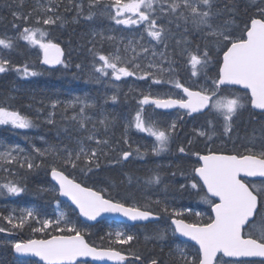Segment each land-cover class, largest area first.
Segmentation results:
<instances>
[{"label": "snow or ice", "instance_id": "6c2138e0", "mask_svg": "<svg viewBox=\"0 0 264 264\" xmlns=\"http://www.w3.org/2000/svg\"><path fill=\"white\" fill-rule=\"evenodd\" d=\"M249 3L256 9V13L239 31L236 30L239 26L235 20L237 13L235 0H227L223 7L218 6L219 0H87L86 15L83 0L80 3H74V0H67L66 3L65 0H47L46 4H38L37 8L26 15L21 12L12 13L13 17L23 20L25 24L32 19L33 12L37 14L34 26L23 27L14 38L0 37V49L16 51L17 42L24 41L27 47L39 49L42 54L39 63L47 65L52 70H55L56 65H62L65 69L69 67L62 59L64 51L60 44L48 38L49 34L43 27L54 25L58 21L63 23V17L58 14L62 5L65 11L75 8L77 16L73 18L74 21L80 16L92 20L99 11L101 16H106L115 25L135 29L132 38L124 44V55L121 54L119 47L123 37L117 42L115 36L99 33L102 41L106 39L109 42H116L115 51L101 54L89 49L93 52L94 60L93 71L87 81L96 84L107 82L116 87L117 91L119 87L112 84V81H121L124 77L151 81L149 91L140 92L141 98L137 100L139 107L134 116L126 119L123 125L122 139L129 150L120 151L119 159L110 158V152L116 149L110 147L109 139L97 138L96 122H93L92 130L87 129L86 122L91 120V117L85 112L95 105L87 98L79 96L63 102L65 111L79 106V112L74 114L71 120L79 125V130L88 133L86 137L76 140L78 148L69 149L55 145H49L44 149L35 145L32 147V152L38 157L52 156L62 165L48 166L51 178L58 185L59 195L67 197L79 210L81 217L95 221L102 214H119L129 221H145L150 217L159 220L163 213L171 218V224L175 226L172 229L173 236L178 233L198 245L193 254H188L186 249L179 245L176 246L175 254L180 264H264V146L259 150L245 147L243 151L237 150L227 154L214 151L210 146L205 155L191 152V155L198 157L200 166L192 169L190 186L197 191L200 200L211 208V215L206 222H200L202 214L199 212L195 213L196 222H186L185 219L179 218L183 213L171 208L165 201L151 202L160 206L159 212H155L151 204L141 205L131 196L118 199L110 194L106 195L108 189L94 188L77 182L75 177L69 178L64 171L68 167L73 170L79 168L81 173L87 175L94 169H100L105 160L108 163L120 164L129 161L133 155L142 159L148 153V148L145 147L143 152L140 146L134 150L131 148L128 134L133 128L153 138L151 153L158 156L169 150V145L180 127L179 122L185 117L195 119L196 116L207 115L208 128H194L193 131L195 137H204L207 141H212L216 135L218 121L223 129V135L231 139L234 123L241 111L250 107L264 114V0H249ZM19 4L23 6L24 0H19ZM221 17H226L222 23H214ZM165 19L167 25L175 24L177 29L183 27L185 34L190 31L200 34L204 42L203 49L197 43L193 50L188 47L191 41L187 35L183 40H176L178 55L184 58V67L190 69L191 75L187 82L180 78L177 61L173 55L167 53V41L174 34L163 22ZM13 27L18 25L14 24ZM145 34L150 41L164 44V52L157 53L154 47L151 49L152 57L159 55L161 58L159 62L153 59H149L147 64L139 62L141 54L150 51L144 43ZM165 63L167 67L164 66ZM80 67L81 65H76L77 69ZM8 71H15L21 78L43 74L35 67H30L27 62L17 65L0 54V73ZM152 85L170 87L168 91L154 93L151 90ZM172 89L178 91L173 92ZM110 99L115 102L117 95L113 94ZM60 104V101L53 100L51 107L55 109ZM145 106H154V109H175L176 119L168 124H161L155 113L146 114ZM52 115L49 114L46 123H55ZM98 123L107 133L114 121L103 116ZM0 126L28 130L37 127V124L30 115L13 108L6 100L0 102ZM261 131L264 133V126ZM25 139L28 137L25 136ZM85 139L89 142L95 141L97 147L89 150L85 147ZM254 139L255 137H252V140ZM193 143L194 140L189 139L188 147ZM188 147L181 145L179 153L188 155ZM105 148L109 150L106 151ZM13 164H18L20 168L26 166L30 172L45 166L43 159L36 163L35 158L25 154V149L19 145L0 146V171L15 176L9 167ZM248 178H259L260 183ZM147 183L160 184L159 174L154 173L148 178ZM185 187L183 184L180 185L182 190ZM25 190L18 180L8 179L7 176L0 182V195L6 193L18 196ZM51 191L56 192L57 188L53 187ZM129 199H132L131 203L128 202ZM3 219L13 229H23L28 225L33 234L43 235L44 238L8 242L19 256L38 258V262L42 264H88L87 260L80 259L88 257L93 261H113L114 264H131L129 256L135 261L141 259L135 252L125 254L115 248L90 245L84 237L86 229L70 221L63 211L57 213L55 220L41 219L40 214L34 209H27L26 215L19 218L10 214ZM30 221H35L39 226H31ZM5 231V228L0 227V232ZM167 235L168 230H162L154 238L164 241ZM108 236L110 242L122 245L129 244L135 239L134 235L122 229L110 231ZM113 236L114 241L111 240ZM223 257L233 259L224 260ZM23 264L30 262L25 260ZM151 264L158 262L153 259Z\"/></svg>", "mask_w": 264, "mask_h": 264}, {"label": "rangeland", "instance_id": "374dc122", "mask_svg": "<svg viewBox=\"0 0 264 264\" xmlns=\"http://www.w3.org/2000/svg\"><path fill=\"white\" fill-rule=\"evenodd\" d=\"M38 4H46L47 0H35ZM67 0H65V3ZM81 0H74V3H80ZM85 4V15L87 14V0L83 2ZM63 6V5H62ZM61 6V8H62ZM64 7V6H63ZM26 8L25 11L26 12ZM65 11V10H64ZM72 11V10H70ZM73 13L76 14V10L74 8ZM238 15V13H237ZM13 16V15H12ZM239 16V15H238ZM76 17V16H74ZM71 19V23H75V25H79V28L76 30H73L71 32L72 38L66 40L67 44V57L65 58V61L69 64V67L67 69L70 70L71 76L76 77L79 80L85 79V77L90 76V74L93 71V60L94 56L93 52H90L89 49H93L94 52H99L101 54H108L109 52L115 51V43L116 42H109L106 39L101 40V37L99 33L103 32L105 36L107 35H113L117 38V42L120 41L121 37H123V42L119 43V47L121 49V54L124 55L125 53L123 52L124 44L127 43V40L129 38H132L135 29L134 28H124V26H117L114 24V22L110 21L106 16H101L99 14V11H97V14L93 17L92 20H86L83 18V16L78 17L75 21L73 18ZM15 20V17H13ZM4 20L3 18H1ZM224 19L220 18L214 23H222ZM23 25L24 21L21 20ZM81 21V23H79ZM236 25L239 27L236 28L237 31L239 29H242L244 27V23L241 22H236ZM235 27V25H234ZM3 28V29H1ZM95 34V35H94ZM17 32H12L11 30L7 29L6 27L2 26L0 24V37H16ZM74 35V36H73ZM138 35V33H137ZM198 37L201 39L200 34H198ZM145 46L149 47L150 51L147 54H141V56L138 58L139 62L142 64H147L149 59L156 60L157 62L160 61L159 55L156 57H152L151 55V49L154 47L157 53L164 52V44H156L155 41H150V38H147L145 34ZM184 37L181 38H176L183 40ZM197 39V36H195ZM176 40H175V48L179 49L176 45ZM202 44L204 43L203 40L201 39ZM18 48L17 50L19 52H25L27 58L31 60L32 62H35L38 65V70L37 71H46V72H51L52 70H49L45 67L40 66L39 59L41 57V54L39 52L38 48H29L26 45H23V43L26 44L24 41H18ZM183 47V45H181ZM139 50V49H138ZM171 51H167L169 53ZM179 52V50H178ZM16 51H8V50H3L0 49V54L6 56L8 59H10L14 64H17L16 62L18 59L15 56ZM172 54V53H171ZM222 54V53H221ZM84 55V58H86L84 61H77L78 56ZM128 55H132L131 53H128ZM174 59H183L184 58L180 55H173ZM177 58V59H176ZM184 62V61H183ZM20 64V63H19ZM28 64H32L29 62ZM79 64L81 67L79 69L76 68V65ZM18 65V64H17ZM165 67H167V64H164ZM36 69V68H35ZM62 70H65V68L62 65H59L55 70L56 72L59 70V72ZM187 70L185 73H183L184 81H189L190 79V69H186L184 67V63L182 68H179V72L182 70ZM68 70V71H69ZM8 74L10 75V86L8 87V84L2 85V91L3 94L5 93L8 97H13L16 99H22V100H28L36 103L39 111H37L35 120L38 122L46 123V119L49 117V114L52 113V119H55V111H53V108L51 107V102L53 100H58L61 102L60 106L62 108V111L64 112V104L63 102L72 100L76 96H79L81 98H87L90 102H92L95 107L86 109L85 114L89 117H91V120L86 122L87 129L92 130L93 128V122H96V129L97 131L102 128V132L105 133L104 128L102 125L98 123V121L103 118V116H107L110 120L113 118L114 120H117L120 122V125L122 127L121 132L118 133V139L123 142L122 139V132H123V125L126 119H131L135 111L138 109L139 105L137 104V100L141 98L140 92H148L149 91V85L151 84V81H141L137 80L135 77H124L121 79V81H112V84L118 85L119 91H117L116 87H112L110 84L107 82H103L100 84H92L90 87H85L82 88L83 91H86L82 93L81 95H78L76 92L71 91V93H66L64 95V98L62 96V93H58L57 90L60 88L59 84L52 88V87H42V84L44 81H41L42 75H38L35 77H27V78H21L15 71H8L6 73H3L2 76H6ZM211 74V73H210ZM203 81V77H201V82ZM7 86V87H6ZM168 85H152L151 90L155 92H165L169 90ZM130 89H135V91H130ZM92 90V91H91ZM173 92H176L178 90L172 89ZM115 94L117 95V100L113 102L110 97ZM50 101V102H49ZM59 106V105H58ZM28 108H30L29 105H27ZM146 108V107H145ZM45 109V110H44ZM48 111H47V110ZM68 113H70V126L66 129V132L68 134H64L62 136H55L54 137V142H51L50 139L46 134L41 133L39 130H33L28 129V130H18L19 137L17 139L13 138L11 134V130L9 129L10 126H4L3 132L6 133L9 136L3 135L2 133L0 135V146H13V145H19L21 148L25 149V154H30L32 157L43 159L44 161L48 160L47 166L56 164L58 167H62L58 161L55 160L54 157L48 156L45 158L38 157L36 153L32 152V147L35 145L36 147H39L41 149H44L48 147L49 145H55L57 147H67L69 149H77L78 145L76 143L77 139L86 137L88 134L84 130H79V125L71 120V117L79 112V106H76L74 109L73 108H68L66 110ZM155 113L156 118L160 120L161 124H168L170 123L173 119H176L177 116V111L172 112L170 114H166V116H159L152 108L147 107L146 114L151 115ZM239 115L236 118V121L240 122L241 125H248V120L247 118H250V110L247 108L243 111H241ZM42 116V117H41ZM207 119L208 117L203 119L202 126L199 127H194L193 122L194 120L192 118L185 119L180 123V127L178 129L177 134L173 137L172 142L169 145V150L166 152L161 153L160 155H152L151 153V146L154 142L152 137L147 136L144 133H140L136 131L134 128L129 131V140L131 144V148L134 150L137 146H140L141 152L144 151L145 147L148 148V153L141 159L138 158L137 156L133 155L131 158L132 160H137L140 165H146V166H151L152 164H155L156 168H160V166L167 168V169H173L176 170L174 171L173 174L169 173L168 176H177L179 181L183 182L186 188L182 192L181 188H178L175 186V183L178 181H174V183L166 182V183H160L161 186L159 187V184H146V186L149 189L153 190V196L151 197H140L138 203L141 205L144 204H151V207L153 208H158V205L151 203L152 201L155 200H161L167 202L170 207H174L173 205L178 204L179 199L176 196H173L174 193L182 192L184 194L188 193H196L194 189L191 188L190 186V181L191 179L189 178L188 174H184V170L187 168H190L191 166V161H195L196 157L194 155H191V152L197 151L199 149V152H203L205 150V144L207 142H212L214 145V148L219 150L220 147L226 146L227 143H229L226 147L232 148L234 143L237 141H240L241 139L245 142L248 139L249 141L252 139V137H255V139L259 138L257 136H252L250 138H247V132L244 133H237V129L233 127L232 133H231V139H229L227 136L223 135V129L221 127L220 122L218 121L216 124V135L213 136L212 141H207L206 138L204 137H195V133L193 131L194 128L196 129H207L208 124H207ZM61 120V119H60ZM261 120H264V114L261 115ZM48 124V123H46ZM50 125V124H49ZM10 133V134H9ZM47 133V132H46ZM111 136H115L116 134L113 132L110 134ZM25 136L28 137V139H25ZM99 134L97 132V138ZM43 137V139H41ZM116 137V136H115ZM224 138V139H223ZM117 139V137H116ZM193 139V147H188V140ZM204 142V146L201 147L199 146L200 143ZM85 147L88 148L89 150L91 148H94L95 141H87L86 139L84 140ZM120 145L119 141L114 142L113 144L110 142V147L115 148L116 151H112L110 153H116L118 154L120 151L118 147ZM125 145V144H124ZM181 145H184L188 147V155L179 153L178 149ZM126 150L128 149V145H125ZM11 171L15 173V178L20 180L19 177V172L17 171V168L21 169L18 164H13L11 165ZM49 168V167H48ZM26 166H25V168ZM50 170V168H49ZM66 173L69 177L73 178L74 176H71V173H74V170L71 167L65 168ZM18 172V173H17ZM183 172V174L181 173ZM7 175V173L5 174ZM165 186H167V190H165ZM53 186L50 185V187H47L48 192L51 191ZM94 188H102L101 186L97 185L94 186ZM53 192V191H52ZM55 194V192H53ZM16 195H7L6 193L4 195H0V206L4 207L5 205L7 206L12 205L10 203L11 200H14L16 198ZM167 197H169L167 199ZM49 207L52 209V213L54 214V218L51 220H55L57 217V213L60 211H63L66 213L68 219L74 223L77 224L78 227L85 228L84 224H78L75 221V217L72 216L71 214L73 213L72 209L64 204L62 205L60 202L56 203H50ZM15 208V207H14ZM18 211H20L18 209ZM20 215L17 216L19 218ZM50 219V218H47ZM63 226V224H61ZM86 229V228H85ZM139 233H142L144 230L138 229ZM86 232V231H85ZM85 234V233H84ZM155 237V236H154ZM152 238L153 241L158 242L159 240ZM9 241H16L12 239H8L7 242ZM142 241H146L145 238H142ZM160 242V241H159ZM10 244V243H9ZM24 260H16V264H23Z\"/></svg>", "mask_w": 264, "mask_h": 264}, {"label": "trees", "instance_id": "16d2710c", "mask_svg": "<svg viewBox=\"0 0 264 264\" xmlns=\"http://www.w3.org/2000/svg\"><path fill=\"white\" fill-rule=\"evenodd\" d=\"M86 0H83L85 2ZM227 0H219L220 7H223L224 3H226ZM235 4L237 5V13L235 20L236 22H243L244 24L249 20V18L256 13V9L252 7L249 3V0H235ZM38 3L35 2V0H24L23 6H20L19 0H0V24L7 29L11 30L12 32H19L23 29L25 26H34V20L36 16V12H33L32 19L24 25L21 20H15L12 16L13 12H21L23 14H27L29 11H32L33 9L37 8ZM26 8V12L25 11ZM74 8H72V11H64V7L60 8L58 10V14H60L63 17V23L58 21L54 25L50 26H43L44 29L47 30L49 36L48 38H51L54 42L59 43L65 50H67V44L66 40L72 38L71 32L73 30H76L79 28V25H75V23H71V19L74 16H77V14L73 13ZM3 18L4 20H2ZM81 18V16H80ZM222 19H225L226 17H221ZM167 27L171 28L172 33L174 34L171 38L168 39V49L167 51H171L169 53H172V55H177L178 50L175 48V40L176 38L184 37L185 35L188 36V39L191 41V44L188 45L189 48L195 49L196 44L199 43L201 45V49H203V44L201 39L198 37L196 32L190 31L189 33L185 34L183 27L180 29H177L175 27V24L167 25V19L163 21ZM81 23V21H79ZM18 25V27H13V25ZM3 29V28H1ZM197 36V39L195 38ZM23 45H26L23 43ZM16 58L18 61L16 62L18 65H23L25 62L32 64H29L30 67H35L36 70H38V65L35 62H32L27 58L25 52H19L16 50L15 53ZM93 56V55H92ZM86 58H84V55L78 56L77 61H84ZM177 59V58H176ZM177 67L182 68L183 66V59H177ZM20 63V64H19ZM69 69H65L59 72V70L56 72V70H52L51 72L42 71V78L41 81H44L42 84V87H56L59 84V89L57 90L58 93H62V96L64 98V95L66 93L76 92L78 95H81L82 93L86 92L83 91L82 88L90 87L92 82H87L89 80L88 77H85L84 81L79 80L76 77L71 76V72ZM187 70H182L179 72L180 78L184 81L183 73H185ZM3 74H0V102L6 101L16 109L21 110L23 113L30 115L35 123L37 124V127L33 128V130H39L41 133L46 134L51 142H54L55 136H62L64 134H68L66 132V129L68 126H70V113L67 111H62L61 106H57V108L53 109L55 111V121L54 124H46L42 122H38L35 120L36 114H37V105L36 103L28 100H22V99H8L9 97L2 91V85L8 84L10 82V75L8 74L6 76H2ZM56 85V86H55ZM10 84H8V87ZM7 87V86H6ZM92 91V90H91ZM73 94V93H71ZM50 102V101H49ZM27 105L30 106V108L27 107ZM45 110V109H44ZM47 110V109H46ZM147 110V108H146ZM48 111V110H47ZM42 117V116H41ZM67 117V119L65 118ZM61 119V120H60ZM114 121L113 126L109 129L107 133L102 132V128L97 131L99 134V139L107 138L109 141L113 144L116 141L120 142V145L118 149L120 150H126V147L121 140L118 139V133L121 132L122 127L120 125V122L117 120L111 119ZM4 126H0V135L3 132ZM11 129V127H9ZM30 130V129H29ZM13 135H15L18 130L12 129L11 131ZM47 132V133H46ZM115 133L117 139L115 136H111V133ZM7 133V132H6ZM6 133L3 135L9 136ZM12 133L10 135H12ZM17 136V135H16ZM14 136V137H16ZM2 137V136H1ZM0 137V139H1ZM97 147V145L94 146V148ZM106 151H108V148H105ZM110 158L113 160L119 159V155L116 153H110ZM48 160L44 161V167L35 169L34 171H28L24 168H17V171L19 172L20 180L13 177L12 175H5L6 173L3 171H0V182H3L5 177L7 176L8 179H16L20 182V185L24 187L26 190L21 193L18 196L12 197L16 198L14 200H11L10 203L12 205H5L4 207L0 206V227H3L6 229V231H12L17 233L19 235V238L21 240H27L30 238H44L41 233L33 234L31 231V227L26 225L23 229H13L10 224L7 223L4 217L9 216L10 214L17 218L18 215H26L27 209H34L36 212L40 214L41 219H53L54 214L52 213L51 207H49L50 203H56L58 201L56 194H54L52 191L47 190V187H50V183L48 182ZM36 163H40L41 159L36 158ZM10 168L12 166H9ZM60 167V166H59ZM66 172V170L64 169ZM172 171L170 169L164 168L160 166V168H156L155 164H152L151 166L146 165H140V163L137 160L130 159L126 163H120V164H114V163H108L107 160L102 164L100 169H94L92 173H89L87 175L80 172L79 168L74 170V173H71V175L75 176L77 182H81L82 184H86L88 186H101L102 188L108 189V194L111 196L118 198V199H124L125 197L131 196L134 198L136 202L139 201L140 197L146 196L149 194H153V190L146 191V184L147 180L150 176H152L154 173H158L161 178V183L168 180V181H179L177 176L169 177V172ZM176 171V170H174ZM17 172V173H18ZM183 174V172H181ZM191 170L187 168L184 170V174H190ZM148 184V183H147ZM161 186V184H159ZM1 198V197H0ZM169 197H167L168 199ZM2 199V198H1ZM180 200H186V196L184 194L180 195ZM129 203L132 202V199H129ZM15 207V208H14ZM18 209L20 211H18ZM75 217V221L78 224H81L78 218L75 214H71ZM31 226L38 227L39 225L36 224L35 221H30ZM85 226V225H84ZM86 232L84 234L87 242L91 245H97L101 248H115L118 249L124 253H132L135 252L140 257L142 256V248H138V245L133 243L131 244H116L113 242H110V238L108 236V230L106 229L104 223L97 224L93 227L85 226ZM49 231H52V229H49ZM103 238V239H102ZM8 238L6 236L0 235V264H16L15 260L12 257V251L11 246L7 242ZM112 241L113 238L111 239ZM135 245V246H134ZM152 256H155L154 251H149ZM35 264V263H31ZM136 264V263H131Z\"/></svg>", "mask_w": 264, "mask_h": 264}, {"label": "flooded vegetation", "instance_id": "af4514ba", "mask_svg": "<svg viewBox=\"0 0 264 264\" xmlns=\"http://www.w3.org/2000/svg\"><path fill=\"white\" fill-rule=\"evenodd\" d=\"M247 120H248L247 138H250L252 136H257V137L260 136V137L254 140L251 139L250 141L246 139L247 141L243 143H236L237 148L235 151L237 150L243 151L245 147H253L256 150H259L261 146H264V133H262L261 131L262 126H264V120H261V118H247ZM248 179L253 180L256 183H260L259 179H251V178ZM195 203L191 207H188L187 209L178 208L179 211L181 210L183 211L182 212L183 216L179 218H183L185 219L186 222L189 223L196 222L197 217L195 213L199 212L202 214V216L200 217V222H206L208 220V217L211 215L210 206L206 203H203L200 200L199 196L196 199ZM189 212L191 214H189ZM161 217L162 218L155 223L136 225L133 227L126 226L123 224L112 223V222L110 224L116 226L117 228H128V229L136 230L138 233H139L138 229L141 228L142 230H145L147 233L152 235H156L158 232L162 230H168V235H167L168 238L164 241L155 242L152 239L154 236H148L149 239L147 241H142L140 238L137 239L138 245L144 246L143 255L146 257L144 263L145 261L146 263H148L153 260L154 256H152L149 251H154L158 264H164V263L180 264V261L178 260V257L175 254V248L177 245L185 248L188 254H193L194 249L198 247L191 242L182 241L178 239L176 235L173 236L172 229L174 228L171 225V218L169 216H165L163 213H161ZM257 220H259V218H257ZM222 259L231 260L233 258L223 257ZM253 259L259 260V258H253Z\"/></svg>", "mask_w": 264, "mask_h": 264}, {"label": "water", "instance_id": "95a60500", "mask_svg": "<svg viewBox=\"0 0 264 264\" xmlns=\"http://www.w3.org/2000/svg\"><path fill=\"white\" fill-rule=\"evenodd\" d=\"M63 57H64V56H63ZM63 57H62V59H63ZM46 66H47V65H46ZM56 66H57V65H56ZM56 66H55V67H56ZM47 67H48V66H47ZM236 87L238 88V86H236ZM240 90L243 91V89H240ZM153 107H154V106H153ZM156 110L167 111V112H168V111H173V110H175V109H167V110H165V109H156ZM252 110H253V109H252ZM254 111H258V112H260V110H254ZM50 179H51V181L56 185L55 181L52 180L51 175H50ZM197 179H198V178H197ZM56 186L58 187V185H56ZM59 198H60L62 201L71 204V206H72L73 208H75V205H73V204L71 203V201L68 200L67 197H63V196H60V195H59ZM75 210H76V212H77L78 215H79V210L76 209V208H75ZM79 218H80L82 221H84V222H86V223H88V224H90V225H94V224H96L97 222H99L100 220H105V219H112V220H115V221L125 222V223H128V224L145 223V222H148V221L156 220V219L150 217L148 220H145V221H129V220H127L126 217H123V216H121V215H119V214H102V216L97 217V220H95V221H89V220H87L85 217H81L80 215H79ZM1 233H2V232H1ZM4 234H7V233H4ZM178 236H179L181 239H183V237H181L179 234H178ZM197 246H198V245H197ZM13 255H14L16 258H20V259H31V260H37V261H38V258H35V257H21V256H19L18 254H16L14 251H13ZM80 259H82V260H87L88 262L93 263V264H114L113 261H108V260H104V261H93L90 257H88V258H80ZM131 260H134V259H133L131 256H129V261H131ZM134 261H135V260H134ZM40 264H42V262H40ZM150 264H151V263H150Z\"/></svg>", "mask_w": 264, "mask_h": 264}, {"label": "bare ground", "instance_id": "6f19581e", "mask_svg": "<svg viewBox=\"0 0 264 264\" xmlns=\"http://www.w3.org/2000/svg\"><path fill=\"white\" fill-rule=\"evenodd\" d=\"M74 36V35H73ZM196 204V203H195Z\"/></svg>", "mask_w": 264, "mask_h": 264}]
</instances>
